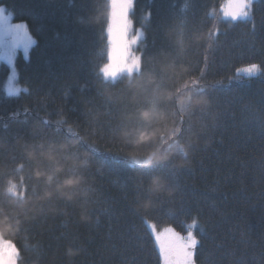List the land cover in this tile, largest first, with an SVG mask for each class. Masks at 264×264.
Returning <instances> with one entry per match:
<instances>
[{
    "label": "trees",
    "instance_id": "obj_1",
    "mask_svg": "<svg viewBox=\"0 0 264 264\" xmlns=\"http://www.w3.org/2000/svg\"><path fill=\"white\" fill-rule=\"evenodd\" d=\"M223 1L134 0L140 68L105 79L110 0H0L35 37L20 93L0 67V231L19 264H162L142 216L195 221L196 264H264V71L232 78L264 68V0L237 21Z\"/></svg>",
    "mask_w": 264,
    "mask_h": 264
},
{
    "label": "snow or ice",
    "instance_id": "obj_2",
    "mask_svg": "<svg viewBox=\"0 0 264 264\" xmlns=\"http://www.w3.org/2000/svg\"><path fill=\"white\" fill-rule=\"evenodd\" d=\"M253 0H226L222 6L223 15L232 21L250 18ZM133 7V0H114L113 19L109 33V61L101 72L105 79L110 74V69L117 66L129 56V50L135 39L128 38V9ZM138 39V37L136 38ZM33 43L26 22H14L11 13L0 7V60H6L14 68V57L18 48H23L27 53L29 45ZM264 71L257 63H249L242 69H236L235 75L243 72L247 76L256 75ZM235 78V77H233ZM9 80V91H14ZM186 155V153H185ZM142 221L147 225L158 247L162 264H195L196 249L200 241L192 229L196 222L188 225L187 235H181L172 227L158 231L154 222ZM20 250L12 240L0 236V264H19Z\"/></svg>",
    "mask_w": 264,
    "mask_h": 264
},
{
    "label": "rangeland",
    "instance_id": "obj_3",
    "mask_svg": "<svg viewBox=\"0 0 264 264\" xmlns=\"http://www.w3.org/2000/svg\"><path fill=\"white\" fill-rule=\"evenodd\" d=\"M254 1L255 0H253V3H254ZM225 2H226V0H224L222 2V4L219 6V8H214L213 12L214 13L220 12L222 17H224L223 15H225V12L222 10V6L225 4ZM133 4H134V0H133ZM0 7L5 8L6 11L8 13H11V15L13 16L12 12L4 4L0 3ZM131 10H132V7L130 9H128V17H127V19H128V38H129V40L135 39V43H133L131 45V47H130L128 58L126 60L120 61L117 66H114L113 69H110V73H114V75L110 74L107 77L108 79H115V78L119 77L121 74H125V73L131 74V73L137 71L140 68L141 57H140L139 50H137V46H138L139 41L143 37L144 30H143L142 27H138L136 29L134 28L132 20H131V15H130ZM113 11H114V0H110V22H109L108 29L110 28V26L112 24ZM224 18H226V17H224ZM227 19H230V18H227ZM13 20H14V17H13ZM21 21L22 22H26L24 20H14V22H21ZM26 24H27V22H26ZM27 28H28V31H29V33H30V35L32 37V40H33V43L31 45H29L27 53L24 52L22 47L18 48L16 50V54H15V57H14V68L12 66H9L8 62L6 60H0V67H1V63H3V62L8 65V77H7L6 85H5V87H6L5 89H6L8 94H18V93H20V91L24 87V85L19 81V70H18V66H17V55H18V53L21 52L25 57H28L29 53H30V49H31L32 45L35 42V37L31 33V31H30V29L28 27V24H27ZM108 35H109V33H108ZM137 37H138V39H136ZM108 61H109V49H108ZM108 61L105 64H107ZM257 64H259V63H257ZM244 66H240L237 69H242ZM242 75H245V74L243 72H241L239 75H234L233 77H235V78H233V77L232 78L236 79V78H238V77H240ZM9 80H11V87L13 89H15L14 91H11V92L9 91ZM148 222L151 223V222H154V221L148 220ZM166 227H172L177 232H179L181 235H184V236L187 235V231L189 230V229H187L186 231H183V230H180V229H178V228H176V227H174L172 225H164V226L159 227L156 224V228H157L158 231H162ZM192 231L197 236L194 228L192 229ZM0 236H3L1 231H0ZM5 239H8V238H5ZM197 239L199 240L198 236H197ZM9 240H11V239H9ZM195 264H196V260H195Z\"/></svg>",
    "mask_w": 264,
    "mask_h": 264
},
{
    "label": "clouds",
    "instance_id": "obj_4",
    "mask_svg": "<svg viewBox=\"0 0 264 264\" xmlns=\"http://www.w3.org/2000/svg\"><path fill=\"white\" fill-rule=\"evenodd\" d=\"M75 254V251L74 250H70L69 251V255H74Z\"/></svg>",
    "mask_w": 264,
    "mask_h": 264
}]
</instances>
